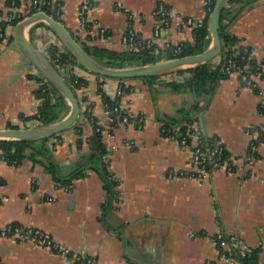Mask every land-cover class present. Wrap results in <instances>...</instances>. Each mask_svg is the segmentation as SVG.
I'll use <instances>...</instances> for the list:
<instances>
[{
  "label": "crops",
  "instance_id": "crops-1",
  "mask_svg": "<svg viewBox=\"0 0 264 264\" xmlns=\"http://www.w3.org/2000/svg\"><path fill=\"white\" fill-rule=\"evenodd\" d=\"M54 1L63 3L62 24L82 43L119 52L124 51L122 37L128 26L141 40L155 38V12L160 6L169 7L176 17V25L157 42L160 47L193 44V30L184 21H204L207 16V0H96L89 27L81 30L85 0ZM6 3L0 0L5 15L9 12ZM245 4L229 32L255 49L256 59L264 60V0H245ZM27 5H21V12L27 11ZM101 29L106 31L105 38L100 36ZM14 33L15 28H9L8 36L13 39L0 47V130H9V126L40 129L38 123L23 117L38 113L42 101L35 97L40 86L37 78L44 76L23 54ZM27 36L49 63L51 47L61 53L68 51L45 23L34 24ZM58 67L66 81L75 75L89 83L73 91L80 102L81 114L74 126L82 131V147H77L74 126L53 139L58 140L54 159L63 176H69L97 149L86 112L90 110L98 122L105 123L99 84L107 96L115 98L121 82L98 78L75 64ZM188 77L184 74L174 80ZM168 81L165 76L152 85L138 79L123 82L131 93L122 98L121 107L144 116L146 125L143 129L118 127L103 134L111 150L110 170L121 181L116 209L104 215L107 196L96 173L89 171L68 192L57 188L42 164L26 159L19 166L9 165L0 151V180L4 181L0 185V228L19 223L41 230L97 264H206L218 259L221 250L216 237L224 233L229 242L226 250L255 252L258 264H264V139H259L264 135V81H260L263 94L258 95L242 88L233 74L220 83L210 101L199 100L205 108L199 120L204 136L218 137L236 167L233 173L217 170L203 181L191 176L195 169L190 152L161 135L165 118L175 117L180 109H189L196 102L191 90L174 93ZM87 93L90 98L85 100ZM70 113L68 103L57 123ZM252 141L257 142V160L250 168L245 157ZM114 146L118 149L112 150ZM169 172L175 173L174 179H168ZM0 258L3 264H70L48 250L8 239H0Z\"/></svg>",
  "mask_w": 264,
  "mask_h": 264
},
{
  "label": "trees",
  "instance_id": "trees-1",
  "mask_svg": "<svg viewBox=\"0 0 264 264\" xmlns=\"http://www.w3.org/2000/svg\"><path fill=\"white\" fill-rule=\"evenodd\" d=\"M46 4H38L36 6L29 7V16L37 13H45L48 16H52L56 21L62 23L63 16V3L56 2L54 0H42ZM96 4V0H92ZM216 0H207V16L203 22V25L197 26L193 30L194 43L183 42L177 46L170 43L166 44L156 54L155 48H139L131 53L119 52L108 50L105 48L90 47L80 41L74 34L72 36L82 46L85 52L98 64L110 69H127L145 67L150 65H156L159 63L169 62L176 59L195 56L204 53L211 44L208 21L214 10ZM241 5V8L237 11H233L232 7ZM245 0H228L227 5L222 11L219 35L222 43V52L220 56L210 63L199 66L197 68H190L187 70L178 71L171 75H168L169 81L167 85L171 87L173 91L180 92L183 90H191L194 93L196 102L189 109H180L177 115L173 118H165L161 126V135L164 138L170 139L171 137L186 138L190 144L192 141V135L196 132L194 124L197 122V114L203 112L204 107L199 105V100L206 98L210 101L220 85V83L228 79L231 75L236 74L241 82L242 88H246L247 85L242 82L244 75L248 76V79L252 80V77L258 76L259 81H264V60H258L255 57V49L243 44L242 40L229 32L230 26L239 18L244 7ZM6 6L8 9L13 7L20 8V0H7ZM169 8V7H167ZM4 13L0 10V17H3ZM25 16L23 17V19ZM22 19V18H21ZM18 22V21H16ZM15 22V23H16ZM14 25V24H13ZM89 27V24H88ZM9 28L11 25L6 21L0 20V47L5 41H10L13 38L8 36ZM137 40L140 38L137 36ZM51 66L59 72V67L66 64H75L81 66L74 55L67 51L61 53L55 47L50 49ZM53 61H57L54 64ZM58 67V68H57ZM84 68L83 66H81ZM184 74H188V78L174 80L175 77H181ZM98 78H104L97 76ZM158 78H139L149 85H152ZM120 88L123 93H131V88L127 87L123 82L134 79H118ZM137 80V79H135ZM40 83L38 90L35 92V97L42 101V105L38 110V113L34 117L24 118L26 121H35L38 123L37 128H46L57 123L59 113L67 107V101L59 94V92L49 83V81L43 77V79L37 78ZM67 83L74 91L76 89L87 87L89 83L77 76L71 75L67 78ZM258 95L260 92L255 91ZM98 93L101 95L104 105L108 110H113L116 106H120L122 96L111 98L106 95L102 85L99 84ZM264 112V106L262 107ZM86 115H89L86 112ZM113 115V114H112ZM115 116L114 124H111L112 131L117 129V118ZM132 123L138 129V119H130ZM9 129H18V127L9 126ZM77 132L78 140L77 147L81 148L83 145L82 131L74 126ZM94 136L97 143V149L81 163L69 176H63L61 169L54 159L53 152L58 145L57 137L40 141V142H23V141H0V151L2 152V159L9 165L19 166L26 159L33 161L34 163L42 164L46 171L51 175L52 179L56 183L57 188H63L68 192H71L75 183L79 180L88 177L89 171L96 173L104 184V190L106 191L107 201L103 205V213L106 215L111 210L116 209V205L119 204L121 194L118 191L121 181L110 170V159L106 160L104 157L108 155L106 144L103 140L102 132H97L94 127ZM202 140L213 146L217 141H220L218 137H206L200 135ZM260 140L264 139V135H261ZM222 154L220 159L224 162L226 160L232 161V158L225 148L222 146ZM233 162V161H232ZM234 169L236 167L234 165ZM4 181L0 180V185H3ZM37 187L35 186L34 189ZM1 206V200H0ZM6 231L0 228V235L5 234L7 237L11 236L15 230L26 231L27 228L19 223H13L6 227ZM244 264H258L257 253H248L246 258H241ZM240 260V259H239ZM0 264L2 260L0 258Z\"/></svg>",
  "mask_w": 264,
  "mask_h": 264
},
{
  "label": "built area",
  "instance_id": "built-area-1",
  "mask_svg": "<svg viewBox=\"0 0 264 264\" xmlns=\"http://www.w3.org/2000/svg\"><path fill=\"white\" fill-rule=\"evenodd\" d=\"M21 5L27 4L26 6L28 9L26 12H21L20 8H11L9 9L8 14H4L3 17H0V20L6 21L11 25V27L15 28L20 22L25 20L26 18L32 16H29V7L36 6L39 3L40 4H46L42 0H20ZM121 6V4H120ZM96 7V4L93 3L92 0H85L80 11V17H81V30H86L88 28V19L89 14L91 11ZM63 9L64 8H60ZM38 14V13H37ZM45 14V13H44ZM35 15V14H33ZM25 18L23 19V17ZM52 17V16H50ZM63 17V16H62ZM156 17V28L154 31L155 38L153 40H137V35L135 34V31L133 30L132 26H128L123 34L122 37V46L124 51L126 53H131L134 50H138L139 48H155V53L157 54L159 50L163 47H160L157 43L159 40L165 38L167 32L171 30L176 24V17L175 14L172 13V11L165 7L160 6L157 11L155 12ZM22 18V19H21ZM53 18V17H52ZM18 21V22H16ZM16 22V23H15ZM202 20L195 21L193 19H187L184 21V25L194 30L197 26L203 25ZM14 24V25H13ZM101 38L106 37V31L104 29H101L100 31ZM59 66V65H58ZM242 82L247 85L246 88H250L253 91L258 90L260 92L259 95H262V89L260 87V81L258 76H254L251 79H248V76L244 75L242 77ZM84 98L85 100L90 98V95L87 93ZM117 96L124 97L125 94L123 91H121V88L119 86ZM104 111L106 115V121L105 123H100L98 120L93 116L92 112L88 110L89 113V119L93 125V128L95 127L97 129V132H102V134L105 133H112V126L111 124H114L115 122V116L117 118V124L119 127H128L133 125L130 123V119H138V129H143V127L146 125V119L144 116H135L131 110L129 109H123L120 106H116L113 110H108L106 105H104ZM113 114V115H112ZM202 112L198 113L197 116L199 119H197V122L194 124L195 133L192 135V141L189 144L187 142L186 138H180L177 137H171L169 140L177 143L183 150H187L191 154V163L195 169V172L191 175L192 178H195L199 181H203L206 178H208L213 172L217 170H225L228 173H233L235 171L233 162L226 160L222 161L220 159V156L222 154V142L217 141L216 144L213 146L212 144H208L205 142V140H202L200 135H204L201 125H200V118H201ZM113 136V134H111ZM257 141V140H256ZM252 141L249 147L248 155L245 157V164L248 167H253L256 163V150H257V142ZM193 142H196V145L193 147ZM132 146V145H129ZM118 149L117 146H114L112 150ZM108 150V149H107ZM106 160L111 159V150H108V155L104 157ZM252 173V172H251ZM186 174L180 173V176H185ZM168 179H174L175 173L169 172L167 175ZM3 231H6L5 228H1ZM194 237V234L192 235ZM0 239H8L14 242L19 243H29L34 248L44 249L48 250L51 254L61 258L63 261L68 262L70 264H97L96 261L90 257L84 256L80 253L73 252L69 247L56 243L51 236H49L47 233H44L41 230L35 229V228H27L26 231L23 230H15L13 233H11L10 237H7L4 233L0 235ZM216 242L221 250L219 252V257L216 261H209L206 264H244V261H242L241 258H246L249 251L242 250L240 252H237L235 249L233 250H226L228 246V240L225 237L224 233L218 234L216 237ZM238 258V259H237ZM240 259V260H239Z\"/></svg>",
  "mask_w": 264,
  "mask_h": 264
},
{
  "label": "water",
  "instance_id": "water-1",
  "mask_svg": "<svg viewBox=\"0 0 264 264\" xmlns=\"http://www.w3.org/2000/svg\"><path fill=\"white\" fill-rule=\"evenodd\" d=\"M227 1L228 0H216L214 10L208 21L212 43L204 53L156 65L127 69H110L95 62L75 40L69 30L54 18L44 13H38L26 18L15 27V40L31 64L41 72L49 83L69 103L71 113L61 122L46 128L0 130V141H23L35 143L52 139L72 128L81 114L80 102L67 81L37 52L30 38L27 36V31L30 30L34 24L45 23L48 25L57 35L60 36L67 46L68 51L77 59V62L96 76L120 80L159 78L171 75L178 71L197 68L212 62L220 56L222 52V43L219 35V25L222 11L227 5Z\"/></svg>",
  "mask_w": 264,
  "mask_h": 264
},
{
  "label": "rangeland",
  "instance_id": "rangeland-1",
  "mask_svg": "<svg viewBox=\"0 0 264 264\" xmlns=\"http://www.w3.org/2000/svg\"><path fill=\"white\" fill-rule=\"evenodd\" d=\"M169 89H170V90H172V88H171V87H170ZM186 90H187V89H186ZM172 91H173V90H172ZM183 91H185V90H183ZM173 92L175 93V91H173Z\"/></svg>",
  "mask_w": 264,
  "mask_h": 264
}]
</instances>
